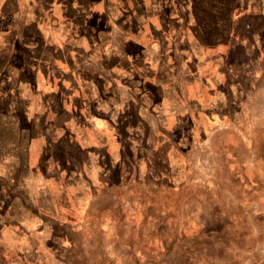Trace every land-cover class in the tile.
I'll use <instances>...</instances> for the list:
<instances>
[{
  "label": "rangeland",
  "instance_id": "1",
  "mask_svg": "<svg viewBox=\"0 0 264 264\" xmlns=\"http://www.w3.org/2000/svg\"><path fill=\"white\" fill-rule=\"evenodd\" d=\"M203 1L205 8L195 14L206 23L203 32L210 41L226 42L231 0ZM241 9L233 8L234 27ZM234 27L227 40L233 51L225 55L219 77L227 85L224 91L213 89L211 83L207 89L198 88L195 98L186 99L185 87L179 85L174 95L186 108L165 106L166 101L158 102L149 93L146 104L140 99L122 106H92L95 123L79 124L95 134L82 131L81 138L74 139L57 131L64 138L46 141L49 148L33 155L35 163L50 167L46 185L51 209L62 208L58 202L62 194L66 198L75 192L82 198L81 212L71 220L61 219L65 228L49 227V264H264V123L238 124L232 115L236 101L228 88L239 80L247 57L259 45L239 41L249 40L250 34L240 24ZM166 33L172 35V63L179 65L178 50L189 32L180 27L167 28ZM232 36L238 39L233 45ZM14 41L12 52L0 54L10 94L22 75L40 83L44 79V62ZM227 58L233 60L231 66ZM218 92L224 107L216 113H223L226 121L219 114H201L208 109L201 99L214 98ZM161 95L169 99L170 92ZM65 114L48 107L40 116L58 126ZM42 221L55 223L52 217ZM56 243L67 249L59 250ZM3 249L0 264L14 259L46 264L37 259V251L31 258L25 250L21 254Z\"/></svg>",
  "mask_w": 264,
  "mask_h": 264
},
{
  "label": "crops",
  "instance_id": "2",
  "mask_svg": "<svg viewBox=\"0 0 264 264\" xmlns=\"http://www.w3.org/2000/svg\"><path fill=\"white\" fill-rule=\"evenodd\" d=\"M11 1L0 0V54L12 52L17 40V45L44 62L42 82L47 85L22 75L21 84L10 94L6 68L0 69V247L6 250L21 254L25 250L24 255L31 258L37 251V259L49 264V227L65 228L61 219L71 220L81 212L82 198L75 192L66 198L62 194L58 199L62 208L51 209L46 185L50 167L35 163L33 155L49 148L46 141L64 138L65 132L74 139L81 138L82 131L95 134L79 124L95 123L89 110L92 106H122L140 99L146 104L153 94L158 102L166 101L165 106L186 108L174 95L179 85L185 87L186 99L195 98L198 88L207 89L211 83L213 89L227 88L219 77L225 55L233 51L227 40L234 34L233 8L239 5L242 17L238 24L250 34L249 40L239 41L255 42L259 47L247 57V68L239 80L228 87L236 101L232 115L238 124L264 123V0H231L226 42L210 41L203 32L206 23L195 15L205 8L203 0H15L9 6ZM180 27L190 36L184 38L177 54L180 63L175 65L172 35L166 29ZM236 41L232 36L231 44ZM179 77H183L180 82ZM164 90L170 92L169 99L162 98ZM204 100L208 109L202 115H218L216 110L224 107L219 92ZM48 107L66 112V120L58 126L54 121L45 123L40 115ZM57 131H62L61 136ZM45 217L54 218L55 223L44 224ZM8 264L22 263L14 259Z\"/></svg>",
  "mask_w": 264,
  "mask_h": 264
}]
</instances>
